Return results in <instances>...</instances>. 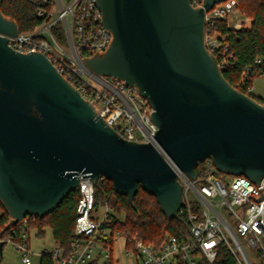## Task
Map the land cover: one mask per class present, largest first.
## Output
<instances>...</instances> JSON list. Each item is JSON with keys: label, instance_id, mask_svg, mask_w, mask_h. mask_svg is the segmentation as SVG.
Masks as SVG:
<instances>
[{"label": "water", "instance_id": "95a60500", "mask_svg": "<svg viewBox=\"0 0 264 264\" xmlns=\"http://www.w3.org/2000/svg\"><path fill=\"white\" fill-rule=\"evenodd\" d=\"M222 1L96 0L113 39L84 61L139 90L153 108L156 142L190 178L210 158L218 172L257 183L264 104L233 87L204 45V9ZM17 31L0 12V201L9 216L43 217L81 175L105 177L129 200L140 185L176 217L182 186L159 150L122 139L44 55L9 47L1 34Z\"/></svg>", "mask_w": 264, "mask_h": 264}, {"label": "built area", "instance_id": "2783aa9c", "mask_svg": "<svg viewBox=\"0 0 264 264\" xmlns=\"http://www.w3.org/2000/svg\"><path fill=\"white\" fill-rule=\"evenodd\" d=\"M26 1L35 7L39 22L27 31L1 34L7 45L21 53L44 55L122 139L154 145L182 186V205L177 215L186 220L187 231L180 236L167 235L158 247L135 241L133 248L126 250L133 264H199L202 260L212 263L220 246L227 249L235 264H255L253 252L264 264V176L257 183L244 175L224 173L220 177L212 160L206 158L198 163L196 177L190 178L156 142L157 126L150 118L153 108L139 90L121 79L99 75L85 63V58L103 54L113 39L102 24L96 0ZM189 2L194 8L203 7V0ZM217 21L237 29L248 27L250 19L242 16L235 0H224L204 9V45L223 71L231 63L225 56L228 46L223 45L224 35L211 32ZM56 26L61 29L63 42L56 37ZM258 76L264 78V65L259 57L244 68L238 84L244 85L248 78ZM247 91L252 92L251 85ZM94 182L79 175L69 251L56 243L50 250L34 252L30 248V215L18 221L10 217L8 232L0 237V242L11 243L19 251L23 264H34L33 257L36 254L40 257L42 252L50 254L53 264H113L112 240L120 234L116 232L111 238L108 226L111 208L106 203L101 211L100 205L95 207Z\"/></svg>", "mask_w": 264, "mask_h": 264}, {"label": "trees", "instance_id": "16d2710c", "mask_svg": "<svg viewBox=\"0 0 264 264\" xmlns=\"http://www.w3.org/2000/svg\"><path fill=\"white\" fill-rule=\"evenodd\" d=\"M235 1L240 13L250 18L249 26L230 29L224 21H217L211 27L212 34L224 35L223 45L228 46L225 56L231 64L222 71V74L233 87L264 104L263 98L247 91V86H252L253 78H248L244 85L238 84L244 68L251 65L257 57L264 65V0ZM0 12L4 17L13 19L19 31L30 30L39 22L35 16V7L26 0H2ZM54 30L57 39L63 42L60 27L56 26ZM199 166L200 164H197L195 168L197 174ZM223 174L216 171L217 176L221 177ZM93 186L95 207L106 203L112 210L108 223L111 238L118 232L124 237L127 248H133V243L137 240L158 247L167 235L180 236L187 231V222L184 218L179 215L169 218L161 210L156 198L148 194L140 185L132 200H129L127 195L115 192L112 182L103 176H100ZM77 200L78 190L75 188L66 194L53 211L41 218L31 216L28 228L35 229V236L42 237L45 234V227H49L53 240L66 252L69 251ZM0 207L2 209L0 237H4L8 232L6 225L10 216L1 201ZM35 264H53V262L49 253L42 252ZM199 264H235V261L227 249L220 246L212 263L202 260Z\"/></svg>", "mask_w": 264, "mask_h": 264}, {"label": "rangeland", "instance_id": "374dc122", "mask_svg": "<svg viewBox=\"0 0 264 264\" xmlns=\"http://www.w3.org/2000/svg\"><path fill=\"white\" fill-rule=\"evenodd\" d=\"M244 18L250 19L249 17L242 15ZM252 93L254 96L261 97L264 99V78L255 77L252 81ZM103 208V204L100 205V211ZM2 209L0 207V213ZM55 245L52 238L51 229L45 227V234L42 237L35 236V229L30 230V248L34 252H41L43 250H50ZM127 247L124 242V237L121 235L114 236L112 240V253H113V264H133L134 261L131 257L126 255ZM255 251L254 249H251ZM256 261L255 264L261 263V258L254 252L252 253ZM39 255L36 254L33 257V263H37ZM0 264H23L20 259V253L17 251L11 243L6 242L1 249V260Z\"/></svg>", "mask_w": 264, "mask_h": 264}, {"label": "crops", "instance_id": "0c3cea01", "mask_svg": "<svg viewBox=\"0 0 264 264\" xmlns=\"http://www.w3.org/2000/svg\"><path fill=\"white\" fill-rule=\"evenodd\" d=\"M55 242V241H54ZM55 244H56V242H55Z\"/></svg>", "mask_w": 264, "mask_h": 264}]
</instances>
